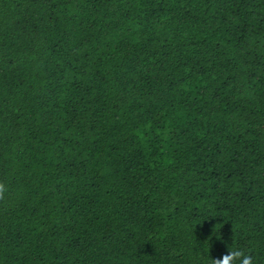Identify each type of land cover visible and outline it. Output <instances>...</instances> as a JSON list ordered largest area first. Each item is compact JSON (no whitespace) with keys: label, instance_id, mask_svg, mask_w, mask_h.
Masks as SVG:
<instances>
[{"label":"trees","instance_id":"trees-1","mask_svg":"<svg viewBox=\"0 0 264 264\" xmlns=\"http://www.w3.org/2000/svg\"><path fill=\"white\" fill-rule=\"evenodd\" d=\"M233 250L264 264V0H0V264Z\"/></svg>","mask_w":264,"mask_h":264},{"label":"clouds","instance_id":"clouds-1","mask_svg":"<svg viewBox=\"0 0 264 264\" xmlns=\"http://www.w3.org/2000/svg\"><path fill=\"white\" fill-rule=\"evenodd\" d=\"M236 259H239V264H252V256L239 250L227 251L219 259L213 260V264H233Z\"/></svg>","mask_w":264,"mask_h":264}]
</instances>
